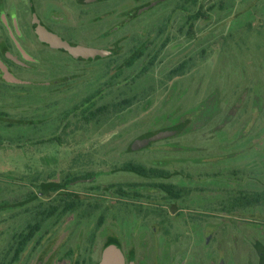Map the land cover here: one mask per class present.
Wrapping results in <instances>:
<instances>
[{
  "label": "rangeland",
  "instance_id": "rangeland-1",
  "mask_svg": "<svg viewBox=\"0 0 264 264\" xmlns=\"http://www.w3.org/2000/svg\"><path fill=\"white\" fill-rule=\"evenodd\" d=\"M262 191L264 0H0V264H264Z\"/></svg>",
  "mask_w": 264,
  "mask_h": 264
},
{
  "label": "trees",
  "instance_id": "trees-1",
  "mask_svg": "<svg viewBox=\"0 0 264 264\" xmlns=\"http://www.w3.org/2000/svg\"><path fill=\"white\" fill-rule=\"evenodd\" d=\"M202 12L197 11L196 14L192 15V18H198L202 16ZM185 65L181 64L179 67H176L170 71L171 75H179L182 73V70L184 69ZM124 104L128 105L132 103V99H124L122 101ZM126 167L134 170L141 174H148L152 176L159 175L162 170L157 168H147L140 164H126ZM166 192L170 193L174 197H179L181 190L180 188H177L173 185H168L161 183L159 184ZM236 201L240 202L242 205H251V204H260L264 200V191L262 192H256L253 194L244 193L239 197L235 198ZM73 206L71 203L67 204L64 208V211H67ZM56 212V207H52L51 209H48V212L43 211L44 216L42 219L34 224H29L25 230L20 232L17 237L14 240V243L12 244L10 251L6 255V259L1 261V264H13L16 262L19 258L21 253L25 250L26 246L28 245V242L35 236V233L40 229L42 222L45 221L47 218H50L54 213ZM101 220L98 223V226L101 224Z\"/></svg>",
  "mask_w": 264,
  "mask_h": 264
},
{
  "label": "water",
  "instance_id": "water-1",
  "mask_svg": "<svg viewBox=\"0 0 264 264\" xmlns=\"http://www.w3.org/2000/svg\"><path fill=\"white\" fill-rule=\"evenodd\" d=\"M38 33L44 40L48 41L52 45L57 46V47H63L75 56L81 55L84 57H89V56H95L97 54H102L104 52L101 49L85 47L82 45H72L68 43L67 41L61 39L56 34L46 30L42 26L38 27ZM174 130L175 129L164 130L152 136L146 137L145 139H157V138L173 133ZM98 264H123V263L118 253H111L107 256V258L104 261H101Z\"/></svg>",
  "mask_w": 264,
  "mask_h": 264
},
{
  "label": "flooded vegetation",
  "instance_id": "flooded-vegetation-1",
  "mask_svg": "<svg viewBox=\"0 0 264 264\" xmlns=\"http://www.w3.org/2000/svg\"><path fill=\"white\" fill-rule=\"evenodd\" d=\"M160 174H161V175L164 174L163 171H162ZM160 174H159V175H160ZM164 184H167V183H164ZM168 185H170V184H168ZM159 188H160L161 190L165 191L161 186H159ZM165 192H166V191H165ZM166 193L169 194L170 196H173V195H171V194L168 193V192H166Z\"/></svg>",
  "mask_w": 264,
  "mask_h": 264
},
{
  "label": "bare ground",
  "instance_id": "bare-ground-1",
  "mask_svg": "<svg viewBox=\"0 0 264 264\" xmlns=\"http://www.w3.org/2000/svg\"><path fill=\"white\" fill-rule=\"evenodd\" d=\"M46 41V40H45Z\"/></svg>",
  "mask_w": 264,
  "mask_h": 264
}]
</instances>
